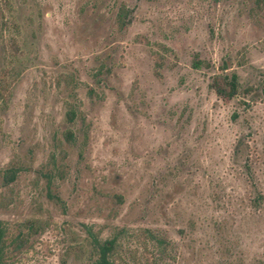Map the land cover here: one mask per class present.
I'll list each match as a JSON object with an SVG mask.
<instances>
[{
	"label": "rangeland",
	"instance_id": "374dc122",
	"mask_svg": "<svg viewBox=\"0 0 264 264\" xmlns=\"http://www.w3.org/2000/svg\"><path fill=\"white\" fill-rule=\"evenodd\" d=\"M0 233L4 264H264V0H0Z\"/></svg>",
	"mask_w": 264,
	"mask_h": 264
},
{
	"label": "trees",
	"instance_id": "16d2710c",
	"mask_svg": "<svg viewBox=\"0 0 264 264\" xmlns=\"http://www.w3.org/2000/svg\"><path fill=\"white\" fill-rule=\"evenodd\" d=\"M214 92L221 98L224 99H233L238 95L239 92V82L238 76L233 75L229 77L227 75H218L214 78V82L212 85ZM71 116V120H73V115ZM67 138L69 140L73 139V135L71 133L67 134ZM14 171H9L5 175L6 182H12L15 179ZM2 235L0 233V264H4L2 260ZM98 252L97 259L92 262V264H114L110 259V254L114 250V243L113 241H105L103 245H99L96 247Z\"/></svg>",
	"mask_w": 264,
	"mask_h": 264
}]
</instances>
